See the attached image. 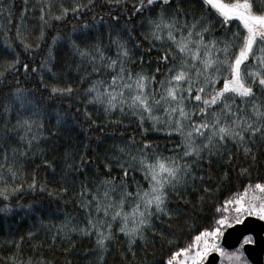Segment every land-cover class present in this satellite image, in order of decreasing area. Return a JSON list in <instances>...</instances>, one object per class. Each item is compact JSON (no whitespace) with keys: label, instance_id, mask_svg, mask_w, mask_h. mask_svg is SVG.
Listing matches in <instances>:
<instances>
[{"label":"snow or ice","instance_id":"snow-or-ice-1","mask_svg":"<svg viewBox=\"0 0 264 264\" xmlns=\"http://www.w3.org/2000/svg\"><path fill=\"white\" fill-rule=\"evenodd\" d=\"M106 3L121 12L106 20L96 0H23L13 24L15 5L0 0L4 29H16L13 43L28 54L23 62L13 43L0 48V216L39 222L3 242L9 254L0 264H71L78 239L92 242L86 264H108L113 246L122 264H212L211 253L253 264L246 251L264 252V180H251L264 169V0ZM32 12L34 39L22 27ZM70 17L77 23L69 27ZM71 72L83 87L73 89ZM123 118H134L139 140L92 135ZM76 129L81 143L68 137L59 159H49L62 133ZM153 132L179 143L161 151ZM42 166L48 176H38ZM233 179L242 190L233 191ZM29 192L46 194L47 207L22 204L17 197ZM70 199L81 214L53 223ZM41 229L62 262L35 254ZM228 237L239 245L231 252L221 246Z\"/></svg>","mask_w":264,"mask_h":264},{"label":"trees","instance_id":"trees-1","mask_svg":"<svg viewBox=\"0 0 264 264\" xmlns=\"http://www.w3.org/2000/svg\"><path fill=\"white\" fill-rule=\"evenodd\" d=\"M225 2H231V0H225ZM4 3H5V7H7L8 4H14L15 5V8H13L11 10L15 13V16L13 18V24H16L19 21L20 9L23 7V0H4ZM28 3H29V6L31 7L33 4L37 3V0H28ZM70 3H71V0H66V6ZM96 4H97V7L94 9V11L97 14L103 15L106 20H110V17L108 16L109 11H111L113 15H117L121 12V8L119 6L107 4L106 0H96ZM129 6H130V4H129ZM37 16H38L37 12H32L30 15H28L26 17V19L24 20L23 25H22L23 29L27 30L25 34L29 35L33 39L36 36L35 28L38 27L37 21H36ZM85 18L90 21L92 17L90 14H86ZM79 22L82 23L83 21L81 20ZM75 23H77V21L72 20L71 17H70L69 21H66V24L69 27L71 26V24H75ZM4 24H5V21L2 18H0V48L4 47L6 41L13 43V41L15 40L16 29L14 27H12L10 31H7L3 27ZM237 27L238 26L235 24L232 25L233 31L237 30ZM62 31L67 32L68 27H64L62 29ZM17 45H18V41H15L13 43V46L16 47V50L18 52H21V60L23 62H28L27 61L28 54L24 53L23 49L18 47ZM36 56H37V59H39V53H37ZM2 63H3V60L0 59V64H2ZM61 63H63V61H61ZM22 71L23 70L21 69V73H22ZM17 78L22 79V75L20 77H17ZM67 79H68V82L72 85L74 90L77 89L78 85L80 87H83V85H81L80 81L77 79V74L75 72L69 73ZM61 107H67V105L62 104ZM76 107H80V105L77 104ZM89 110L92 111L93 119H97V123H100V120L103 117L99 116V114L95 110H93L91 108ZM115 118H117V117H111L110 119H115ZM123 120H124V126L113 125L110 127H106L104 134L99 133V132H94V133H92V135L96 136V135L107 134L108 136L119 137L122 134L124 139L127 140L129 136H131L133 133H135L136 138L139 140L141 138L140 130H139V128H137L134 118L133 119L123 118ZM125 126H127V127H125ZM147 126L148 125L146 123L145 127H147ZM84 127L86 128L87 125L85 124ZM62 136L64 137V139L58 141V146H60V150L57 152L51 153L48 157L49 159H51V157L53 155L57 156V159H59V154L62 151V146L67 143L68 137H71V141L75 145H79L83 139V135H82L80 129H76L75 131L66 130L62 133ZM149 138L152 139L153 141L157 142L158 144H160L161 145L160 150L165 151V152L171 150L174 143H179V141L175 138H173V140L169 141L164 133L153 132V133L149 134ZM116 143H120L119 139L116 140ZM110 144H111L110 140L106 141L105 143H103L102 147L107 148V147H109ZM35 163L41 164V161L39 159H36ZM58 171H59V168H58ZM37 174H38V176H48L49 172H48V170H46L42 166L38 170ZM117 174L118 173L114 172V175H117ZM136 179L137 180L140 179V174L136 175ZM241 180L246 182L247 178H241ZM251 180L253 182H255L256 180H264V169H257L256 171H254L252 174ZM239 184H240V181L233 179V183L229 186L233 187V191L242 190L239 187ZM55 186H56L55 184L50 183V187L55 188ZM217 195L221 196V198H223V196L228 195V193H218ZM17 198L20 199L22 204L30 202L33 199L42 200L43 201L42 206H44V207H47L48 200H49V198L47 197L46 194H42V193L33 194L30 192L27 194H23L22 196H18ZM51 199L53 200V207H56L57 206L56 198L53 197ZM59 206L64 209V212H58L54 216L50 217V219L53 223L62 222L65 213L74 214V215H80L81 214L77 210L74 200L70 199L67 203L61 202L59 204ZM210 211H211L210 208H207V207L205 208V214L209 213ZM44 219L47 220L49 218L44 217ZM38 223L39 222L35 216L24 217L23 219H21L20 216H17L15 218V220L4 219L2 216H0V256H6L9 254L8 246L3 243L5 240L11 239L13 237L18 239L20 235H25V233L27 231L32 230L30 228V225H32V224L38 225ZM201 223L206 224L207 221H201ZM186 240H187L186 236L182 237L178 243V246H183V244L186 242ZM33 243H35L37 245H44V248L40 249L39 251H37L35 253L36 255H42L43 257H46L48 259H52L53 256H55V259L57 261H61V262L63 261L64 257L60 254L59 249H55L53 251V250H49L47 248L49 240H48V237H47L45 230L41 229L40 234L37 236L36 240ZM76 243H77V249H79L80 251H77L75 249L73 250V254L71 256H69V259L71 260V264H86V262L88 260H91L92 258L87 256V254L82 255V251L84 248H90L92 246V242L89 239H78ZM23 247L28 249V251L26 252V255H33V252L31 251V245L25 243V244H23ZM116 247L117 246H113V248H112L113 255H109L106 258L108 261V264H122L119 255L115 254L116 253ZM164 252L165 253L167 252V248L164 249ZM161 254L162 253L159 250V245H157V249H156L157 258Z\"/></svg>","mask_w":264,"mask_h":264},{"label":"flooded vegetation","instance_id":"flooded-vegetation-1","mask_svg":"<svg viewBox=\"0 0 264 264\" xmlns=\"http://www.w3.org/2000/svg\"><path fill=\"white\" fill-rule=\"evenodd\" d=\"M221 246L224 247L222 245V241H221ZM239 245H237L236 247H238ZM228 252L233 251L235 248H226L224 247ZM246 256L249 257V259L253 262V264H257V261L259 262V255H260V260L261 263L260 264H264V252H260L259 249L256 250H252L249 249L248 251H246L245 253ZM215 256L216 261L213 264H230L227 255H221L220 253H211L209 259L212 257L215 260Z\"/></svg>","mask_w":264,"mask_h":264},{"label":"water","instance_id":"water-1","mask_svg":"<svg viewBox=\"0 0 264 264\" xmlns=\"http://www.w3.org/2000/svg\"><path fill=\"white\" fill-rule=\"evenodd\" d=\"M222 245L226 248L232 249V248H235L238 245V243L235 238L228 237L226 240H222ZM216 258H217L216 256H215V260L212 257L210 258V260L212 261V264L216 261ZM260 263H261V260H260V255H259V262L257 261V264H260Z\"/></svg>","mask_w":264,"mask_h":264}]
</instances>
